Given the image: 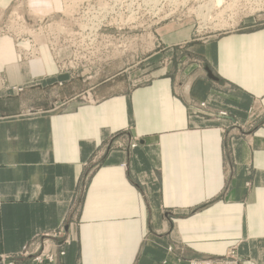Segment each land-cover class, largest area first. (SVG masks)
<instances>
[{
  "label": "crops",
  "instance_id": "obj_1",
  "mask_svg": "<svg viewBox=\"0 0 264 264\" xmlns=\"http://www.w3.org/2000/svg\"><path fill=\"white\" fill-rule=\"evenodd\" d=\"M17 47L0 37V258L64 229L70 243L53 264H189L232 250L264 264V128L233 129L264 115V27L205 42L204 74L154 69L145 84L62 112L46 93L67 76L46 48L23 62ZM206 101L228 117L192 115ZM116 134L123 149L110 147Z\"/></svg>",
  "mask_w": 264,
  "mask_h": 264
},
{
  "label": "rangeland",
  "instance_id": "obj_2",
  "mask_svg": "<svg viewBox=\"0 0 264 264\" xmlns=\"http://www.w3.org/2000/svg\"><path fill=\"white\" fill-rule=\"evenodd\" d=\"M6 1L9 4L5 6ZM90 1H0V37L11 38L18 44V56L23 62L35 61L25 57L31 58L34 50L46 48L58 73L67 76V83L59 84L60 90L49 88L46 93L50 103L62 101L58 108L52 107L56 112H62L72 104L96 103L113 89L127 91L145 84L154 69L167 67L168 74L175 71L184 75L188 70H193L194 76L197 71L204 74L205 60L199 51L205 42L226 34L249 33L264 27V0H224L221 6L215 0H96L102 12L88 10L84 16V7ZM82 4L85 6L78 11ZM109 4L113 13L111 20L104 24L107 28L93 36L89 31L96 27L101 13L103 19L106 18ZM80 27L83 30L79 31ZM174 30L186 34L190 41L183 49L163 42L164 33ZM59 35H62L61 39L55 38ZM39 36L44 38L40 40ZM45 39L47 41L43 42ZM92 44L100 46L97 55L89 54L94 48ZM208 71L215 77L209 68L206 70L208 78L217 82L219 78L211 79ZM22 91V88L19 89V92ZM210 107V102L206 101L192 103L189 110L192 115L216 120L228 117L225 111L210 112ZM258 127L264 128V115L253 118L248 127L235 126L233 129L236 128L241 137L251 134ZM233 129L231 126L222 128L227 141L234 138ZM118 136L110 138L113 149L125 147L117 143ZM129 144L131 148L138 146L136 142ZM87 178L88 175L83 177L85 183ZM28 250L31 252L30 246ZM22 252L2 256L0 264H6L3 259L10 257L14 264H21L22 261L31 263L27 258L18 257ZM31 253L34 254V251ZM199 260L202 259L191 260L189 264Z\"/></svg>",
  "mask_w": 264,
  "mask_h": 264
},
{
  "label": "built area",
  "instance_id": "obj_3",
  "mask_svg": "<svg viewBox=\"0 0 264 264\" xmlns=\"http://www.w3.org/2000/svg\"><path fill=\"white\" fill-rule=\"evenodd\" d=\"M93 0H91L89 3H87V7H84L85 4H82L78 11L81 10L83 7L85 8V12H84V16L86 11H92V10H96L99 12H102V10H100L98 8V3L96 2V0L94 2H92ZM92 2V6L90 7V4ZM110 4L107 6L106 8V18L103 19V15L101 13L100 19L98 24L96 25V27L92 30L89 31L93 36H96V34L98 32H101L103 30V28H107V26H104V24H108L111 20V15H113V13L110 12ZM84 16L82 19H84ZM84 25V22H83ZM79 31L83 30L82 27H80L78 29ZM62 35H59L55 38L57 39H61ZM47 41V40H46ZM43 41V42H46ZM32 42L34 43V41L32 40ZM94 43V42H93ZM94 45V44H92ZM100 49V46L98 45H94V48H92L90 51L91 53H89L90 55H97L96 51ZM78 53H82V52H78ZM85 53V52H84ZM38 243L39 246L38 248L34 251V254L29 252L28 247H25L23 252L18 256V257H23V258H27L30 260L31 264H53L56 262L57 256L58 254L60 256H63L65 254V252H63L62 250L56 254L54 252V248L56 246H62L63 244H69V240L66 238V234L64 232V229L62 230H57V231H53V232H49L46 234H43L42 236L38 237ZM3 262L6 264H14L15 262L11 260L10 258H6L3 259ZM190 264H242L241 260L239 258V256L237 255L235 250L230 251V253L223 257V258H210V259H202L199 261H193L190 262Z\"/></svg>",
  "mask_w": 264,
  "mask_h": 264
},
{
  "label": "bare ground",
  "instance_id": "obj_4",
  "mask_svg": "<svg viewBox=\"0 0 264 264\" xmlns=\"http://www.w3.org/2000/svg\"><path fill=\"white\" fill-rule=\"evenodd\" d=\"M215 2L217 3V5L218 6H221L222 4H223V2H224V0H215ZM45 3V2H44ZM211 16V15H210ZM203 17V16H202ZM207 17V19H208V17H209V15L208 16H206ZM205 20H206V18H204ZM134 20V19H133ZM129 21V20H128ZM127 21V22H128ZM210 21V20H209ZM129 23V22H128ZM209 24V23H208ZM97 25V24H96ZM33 33V32H32ZM32 35H34V34H32ZM40 37V40L42 39V38H44L43 36H42V38H41V36H39ZM45 41H46V39H45ZM38 42V41H37ZM40 44V43H39ZM32 53V52H31ZM26 58V60H31V59H33V60H40L41 59V54H40V49L38 48V49H36V50H34V52L31 54V58H28L27 56L25 57Z\"/></svg>",
  "mask_w": 264,
  "mask_h": 264
},
{
  "label": "water",
  "instance_id": "obj_5",
  "mask_svg": "<svg viewBox=\"0 0 264 264\" xmlns=\"http://www.w3.org/2000/svg\"><path fill=\"white\" fill-rule=\"evenodd\" d=\"M208 72H209V77H210L211 79L217 80V78H215V77L212 75V73H211L210 71H208Z\"/></svg>",
  "mask_w": 264,
  "mask_h": 264
}]
</instances>
